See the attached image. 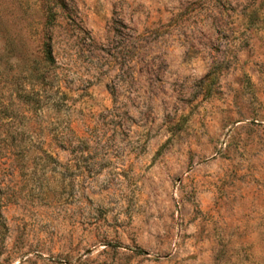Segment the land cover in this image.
<instances>
[{
    "label": "rangeland",
    "instance_id": "obj_1",
    "mask_svg": "<svg viewBox=\"0 0 264 264\" xmlns=\"http://www.w3.org/2000/svg\"><path fill=\"white\" fill-rule=\"evenodd\" d=\"M0 264H264V0H0Z\"/></svg>",
    "mask_w": 264,
    "mask_h": 264
},
{
    "label": "trees",
    "instance_id": "obj_2",
    "mask_svg": "<svg viewBox=\"0 0 264 264\" xmlns=\"http://www.w3.org/2000/svg\"><path fill=\"white\" fill-rule=\"evenodd\" d=\"M46 9H47V12H48V18H47L48 22H47V24L48 25H53L54 22H55L56 16H57V14L55 12L56 7L54 5L53 6L51 5V6H48ZM44 54H45L46 60L49 63H51V64H55L56 63L55 59L53 57L52 47H51L50 44H46Z\"/></svg>",
    "mask_w": 264,
    "mask_h": 264
}]
</instances>
